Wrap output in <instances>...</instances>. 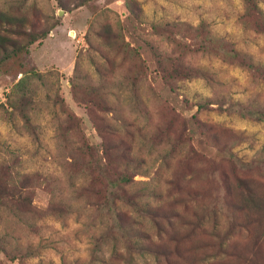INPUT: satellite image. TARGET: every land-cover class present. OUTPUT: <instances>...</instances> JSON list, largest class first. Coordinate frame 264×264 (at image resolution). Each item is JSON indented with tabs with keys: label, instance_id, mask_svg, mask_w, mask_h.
Returning a JSON list of instances; mask_svg holds the SVG:
<instances>
[{
	"label": "rangeland",
	"instance_id": "374dc122",
	"mask_svg": "<svg viewBox=\"0 0 264 264\" xmlns=\"http://www.w3.org/2000/svg\"><path fill=\"white\" fill-rule=\"evenodd\" d=\"M125 165L170 264H264V0H0V264L123 251Z\"/></svg>",
	"mask_w": 264,
	"mask_h": 264
},
{
	"label": "trees",
	"instance_id": "16d2710c",
	"mask_svg": "<svg viewBox=\"0 0 264 264\" xmlns=\"http://www.w3.org/2000/svg\"><path fill=\"white\" fill-rule=\"evenodd\" d=\"M17 34L30 36V33H26L24 31L18 32ZM30 40L31 42H33L36 40V37L31 35ZM1 49L3 52H6V49L4 47H1ZM128 172L129 166L125 165L122 169L118 168L113 179L109 178L106 180L107 189H109V197L106 198L105 202L101 203L97 207V211L95 210L96 216L104 214L106 216H110V218L113 219L114 224L109 228L108 232H111V238H113L115 243L121 240H123L124 242L123 251H117L116 248H112V256L109 259H106V261L101 259L100 262H104V264H136L134 262L135 255L144 256L145 254H152L153 260L148 264H163L160 256H163L166 264H170L168 261V256L171 255L170 250L168 248V251L162 250L164 247L166 248L165 245H160L153 242L151 235L148 234L145 229L143 230L141 227H138L143 225V216L148 214L154 216L158 214L159 216L160 213H157L156 211L149 212L148 210L137 208L136 210L134 209V212L138 215L132 216L130 213L123 210L119 203V201L122 200L120 195L127 194V192L132 188L133 185L132 177ZM137 192L140 196L143 195V190H139ZM130 205L138 206V201H131ZM50 210V212H53V214L57 216H62L68 211L67 208H64L62 205L56 206L54 208L52 207V209ZM205 214L206 213L203 214V217L205 216ZM213 214L216 215V212ZM173 218H179V215L177 213H173V216L166 218L169 226L171 227H173ZM122 221H129V224H123ZM175 233L176 231L174 230L173 234ZM117 238H119V240H117ZM99 248L100 246L91 249L93 256H96V254L100 251ZM0 250L7 253V251L1 246ZM143 264L147 263L144 262Z\"/></svg>",
	"mask_w": 264,
	"mask_h": 264
}]
</instances>
